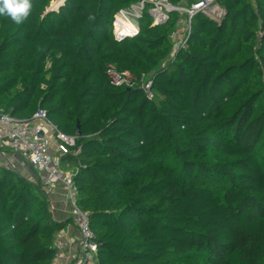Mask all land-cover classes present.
I'll return each instance as SVG.
<instances>
[{"label":"trees","instance_id":"obj_1","mask_svg":"<svg viewBox=\"0 0 264 264\" xmlns=\"http://www.w3.org/2000/svg\"><path fill=\"white\" fill-rule=\"evenodd\" d=\"M138 1L30 0L23 23L0 15V112L44 109L76 137L66 159L96 264H264V0H219L220 22L198 13L173 57L176 11L154 25L146 9L137 35L115 38ZM112 67L132 83L113 84ZM71 223L41 182L0 165V264H52Z\"/></svg>","mask_w":264,"mask_h":264},{"label":"built area","instance_id":"obj_2","mask_svg":"<svg viewBox=\"0 0 264 264\" xmlns=\"http://www.w3.org/2000/svg\"><path fill=\"white\" fill-rule=\"evenodd\" d=\"M148 9L153 18V24L166 22L174 11L180 15L176 29L171 34L173 43L172 57L188 46L192 30V20L198 13L220 22L224 16V8L219 0H196L190 5L182 0L178 5L170 0H139L128 8L121 9L116 15L114 36L117 40L132 37L139 33V19ZM127 25H131L132 32H127ZM111 81L117 86H126L132 83V75L128 71L119 72L112 67L109 71ZM142 87L148 96L153 98L152 80L143 76ZM76 137L61 132L51 122L47 111L39 109L27 119H20L8 113L0 112V147L10 148L19 153L23 160L32 166L39 182L50 196L58 183L66 189V204L69 207V216L76 230V237L59 238L56 240V254L52 264H96L99 244L90 225V213L80 208L77 203L78 188L74 177L72 163L66 159L67 155L77 154L73 148ZM1 155V153H0ZM0 165L16 169V165L4 161Z\"/></svg>","mask_w":264,"mask_h":264},{"label":"crops","instance_id":"obj_3","mask_svg":"<svg viewBox=\"0 0 264 264\" xmlns=\"http://www.w3.org/2000/svg\"><path fill=\"white\" fill-rule=\"evenodd\" d=\"M0 147V164L5 160L16 165V170L22 173L26 178L34 183H38L39 176L36 170L30 166L22 156L14 151H1ZM52 204V209L57 220H65L69 216V207L66 204V189L62 183H58L55 186V190L49 196ZM76 237L75 227L68 225L59 235V238Z\"/></svg>","mask_w":264,"mask_h":264},{"label":"clouds","instance_id":"obj_4","mask_svg":"<svg viewBox=\"0 0 264 264\" xmlns=\"http://www.w3.org/2000/svg\"><path fill=\"white\" fill-rule=\"evenodd\" d=\"M30 0H0V15L11 17L16 24L23 23L31 12Z\"/></svg>","mask_w":264,"mask_h":264},{"label":"rangeland","instance_id":"obj_5","mask_svg":"<svg viewBox=\"0 0 264 264\" xmlns=\"http://www.w3.org/2000/svg\"><path fill=\"white\" fill-rule=\"evenodd\" d=\"M60 2V1H59ZM59 2H55L53 3V1L51 2L50 6H49V9H53L54 6H56ZM61 6V5H60ZM59 6V7H60ZM59 7L57 9H53V10H59ZM135 24H138L136 21H134ZM12 151L10 148H1V151Z\"/></svg>","mask_w":264,"mask_h":264},{"label":"bare ground","instance_id":"obj_6","mask_svg":"<svg viewBox=\"0 0 264 264\" xmlns=\"http://www.w3.org/2000/svg\"><path fill=\"white\" fill-rule=\"evenodd\" d=\"M127 32H132L133 31V28H132V26L131 25H127Z\"/></svg>","mask_w":264,"mask_h":264},{"label":"water","instance_id":"obj_7","mask_svg":"<svg viewBox=\"0 0 264 264\" xmlns=\"http://www.w3.org/2000/svg\"><path fill=\"white\" fill-rule=\"evenodd\" d=\"M77 130L79 131V125H78V127H77Z\"/></svg>","mask_w":264,"mask_h":264}]
</instances>
